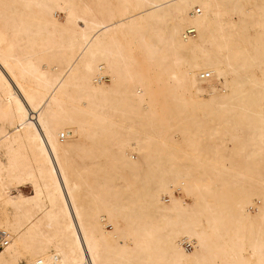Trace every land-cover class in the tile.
<instances>
[{"label":"bare ground","instance_id":"obj_1","mask_svg":"<svg viewBox=\"0 0 264 264\" xmlns=\"http://www.w3.org/2000/svg\"><path fill=\"white\" fill-rule=\"evenodd\" d=\"M0 205V264H264V0H0Z\"/></svg>","mask_w":264,"mask_h":264},{"label":"rangeland","instance_id":"obj_2","mask_svg":"<svg viewBox=\"0 0 264 264\" xmlns=\"http://www.w3.org/2000/svg\"><path fill=\"white\" fill-rule=\"evenodd\" d=\"M58 14H59V15H58ZM58 14L56 15L58 21H62V20H63V14L60 13V12H59ZM207 74L209 75V73H207ZM207 74H206V79H211V78H212V75H211V76H207ZM100 78H101L100 81L103 82V83H106L107 80H108V78L105 77V76H102V77H100ZM214 81H215V82H214ZM210 83H212V84L214 85V84H216V80H213V81L210 82ZM206 84H208V83H206ZM209 92H211V90H209V91L206 92V93H209ZM205 95H208V94H205ZM61 138L64 139L63 134L61 135ZM81 138H82V137H81ZM82 139H83V138H82ZM216 142H219V139H216ZM29 191H30V192H29ZM24 193H26V194L31 193V188H30V187H26V188H24ZM172 195H173L174 198H178V197H180V196H181V197H186L182 189H175V188H174L173 191H172ZM168 199H169V197L166 196V200H167V201H168ZM254 209H256V208H254ZM254 209L252 208V206L250 207V211L254 212V211H255ZM9 212H10V211H9ZM5 213H6V211L4 210V207H3L2 205H0V217H2V215H4ZM10 213H11V212H10ZM107 229H108V230H111L112 227L109 226V227H107ZM1 241H4V239H3L2 237L0 238V242H1ZM184 246H185L186 249L189 250V251L192 249V247L188 248L185 244H184Z\"/></svg>","mask_w":264,"mask_h":264},{"label":"built area","instance_id":"obj_3","mask_svg":"<svg viewBox=\"0 0 264 264\" xmlns=\"http://www.w3.org/2000/svg\"><path fill=\"white\" fill-rule=\"evenodd\" d=\"M197 10H198V8H197ZM193 33H195V30H194V29H190V30H189V34H193ZM207 76H208V74H207ZM185 245H186L188 248L192 247V245H191L190 243H185Z\"/></svg>","mask_w":264,"mask_h":264}]
</instances>
